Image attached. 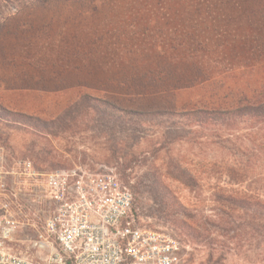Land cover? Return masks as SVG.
Wrapping results in <instances>:
<instances>
[{
	"label": "trees",
	"instance_id": "trees-1",
	"mask_svg": "<svg viewBox=\"0 0 264 264\" xmlns=\"http://www.w3.org/2000/svg\"><path fill=\"white\" fill-rule=\"evenodd\" d=\"M63 90L73 98L48 120L5 105ZM92 115L170 130L165 145L186 134L203 160L164 176L215 182L221 222L263 214L250 186L264 168V0H0V124L57 136Z\"/></svg>",
	"mask_w": 264,
	"mask_h": 264
},
{
	"label": "rangeland",
	"instance_id": "rangeland-1",
	"mask_svg": "<svg viewBox=\"0 0 264 264\" xmlns=\"http://www.w3.org/2000/svg\"><path fill=\"white\" fill-rule=\"evenodd\" d=\"M40 94L7 96L5 105L15 112L48 120L73 98L68 90ZM170 132L95 115L86 118L79 129L57 136L0 124V150L10 167L28 161L41 174L72 167L115 168L120 183L131 193V216L135 223L143 229L174 237L181 245L179 264H264V213L236 210L221 222L223 207L214 201L215 182L188 188L164 176L170 161L181 160L186 169L189 163L204 158L196 145L189 147L190 137L186 134L183 143L165 145L164 135ZM209 150L204 151L207 160L219 156ZM254 179L256 185L250 187L264 193V168ZM19 183L23 228L16 234L15 249L25 255L28 243L40 228L42 206L39 204L44 200L40 180L25 187L26 183ZM222 184L218 183L219 188ZM244 189V185L239 188L245 192Z\"/></svg>",
	"mask_w": 264,
	"mask_h": 264
},
{
	"label": "built area",
	"instance_id": "built-area-1",
	"mask_svg": "<svg viewBox=\"0 0 264 264\" xmlns=\"http://www.w3.org/2000/svg\"><path fill=\"white\" fill-rule=\"evenodd\" d=\"M41 182L42 217L27 253L15 249L23 228V187ZM132 196L115 168L72 167L41 174L23 161L9 166L0 150V264H179L180 243L139 227Z\"/></svg>",
	"mask_w": 264,
	"mask_h": 264
}]
</instances>
